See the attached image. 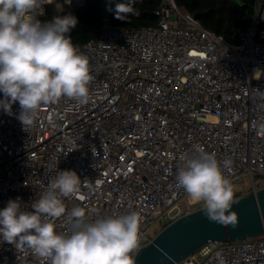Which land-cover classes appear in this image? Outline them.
Returning a JSON list of instances; mask_svg holds the SVG:
<instances>
[{"label":"built area","instance_id":"1","mask_svg":"<svg viewBox=\"0 0 264 264\" xmlns=\"http://www.w3.org/2000/svg\"><path fill=\"white\" fill-rule=\"evenodd\" d=\"M252 9L236 44L175 0L160 1L156 25L121 27L103 16L95 38L72 40L89 60V102L41 106L26 130L18 102L11 114L0 108V210L19 197L32 211L57 172L73 170L82 184L64 198L66 211L79 206L89 222L139 213L140 249L199 208L176 181L182 157L197 146L221 166L231 162L223 172L234 198L263 188L264 97L254 89L264 92V0H253ZM51 222L57 232L69 231L66 217ZM0 257V264H47L6 242ZM180 264H264V234L210 240Z\"/></svg>","mask_w":264,"mask_h":264},{"label":"clouds","instance_id":"2","mask_svg":"<svg viewBox=\"0 0 264 264\" xmlns=\"http://www.w3.org/2000/svg\"><path fill=\"white\" fill-rule=\"evenodd\" d=\"M45 2L0 0V108L11 114L12 104L18 102L17 119L25 130L33 125L41 106L62 98L84 105L90 99L89 60L69 35L78 19L69 14L42 22L38 16L44 14ZM115 10L121 20L133 12L130 5L122 4L115 5ZM254 91L264 97V92ZM258 132L264 134V123ZM182 159L176 181L187 197L202 205L210 221L235 228L238 217L230 209L236 189L223 172L231 162L225 160L221 166L215 155L199 146ZM81 184L75 171H58L31 204L32 211L22 209L19 197L10 199L0 210V242L30 249L47 264H135L134 254L142 239L139 213L89 222L79 206L66 211L64 198L76 194ZM61 217L68 221L67 233L57 232L51 222Z\"/></svg>","mask_w":264,"mask_h":264},{"label":"trees","instance_id":"3","mask_svg":"<svg viewBox=\"0 0 264 264\" xmlns=\"http://www.w3.org/2000/svg\"><path fill=\"white\" fill-rule=\"evenodd\" d=\"M113 10L109 21L121 27H139L156 25L159 16L156 13L161 0H108ZM189 12L195 13L201 24L223 35L225 39L236 44L239 33L245 29L252 18L253 0H175ZM130 5L132 13L116 18L115 5ZM74 15L78 19L75 29L70 32L71 39L87 42L95 38L103 22L102 0H85L78 6H69L64 0H53L46 6L44 15L38 16L43 21H51L56 16Z\"/></svg>","mask_w":264,"mask_h":264},{"label":"water","instance_id":"4","mask_svg":"<svg viewBox=\"0 0 264 264\" xmlns=\"http://www.w3.org/2000/svg\"><path fill=\"white\" fill-rule=\"evenodd\" d=\"M112 10V4L102 0L103 16H109ZM234 200L230 211L238 217L235 228L210 221L201 206L169 222L138 250L135 264H180L210 240L236 241L264 234V187Z\"/></svg>","mask_w":264,"mask_h":264},{"label":"rangeland","instance_id":"5","mask_svg":"<svg viewBox=\"0 0 264 264\" xmlns=\"http://www.w3.org/2000/svg\"><path fill=\"white\" fill-rule=\"evenodd\" d=\"M196 205H197V206H199V207H201V206H202L201 204H198V203H197Z\"/></svg>","mask_w":264,"mask_h":264}]
</instances>
